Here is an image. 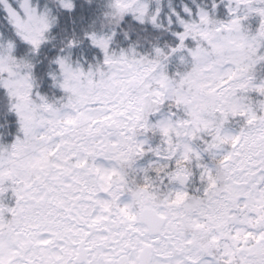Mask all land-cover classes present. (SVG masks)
<instances>
[{
	"label": "snow or ice",
	"instance_id": "obj_1",
	"mask_svg": "<svg viewBox=\"0 0 264 264\" xmlns=\"http://www.w3.org/2000/svg\"><path fill=\"white\" fill-rule=\"evenodd\" d=\"M0 264H264V0H0Z\"/></svg>",
	"mask_w": 264,
	"mask_h": 264
}]
</instances>
